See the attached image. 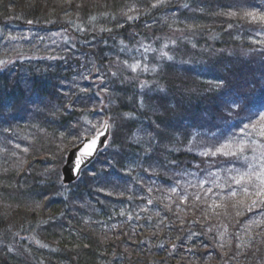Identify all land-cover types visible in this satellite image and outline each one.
<instances>
[{"label": "trees", "instance_id": "trees-1", "mask_svg": "<svg viewBox=\"0 0 264 264\" xmlns=\"http://www.w3.org/2000/svg\"><path fill=\"white\" fill-rule=\"evenodd\" d=\"M152 2L0 0V60L9 27L68 38L51 58L0 65V264H264V201L231 179L244 161L201 155L226 142L264 154V26L220 15L264 0ZM237 94L255 106L229 110ZM104 120L105 149L63 183L69 151Z\"/></svg>", "mask_w": 264, "mask_h": 264}, {"label": "snow or ice", "instance_id": "snow-or-ice-1", "mask_svg": "<svg viewBox=\"0 0 264 264\" xmlns=\"http://www.w3.org/2000/svg\"><path fill=\"white\" fill-rule=\"evenodd\" d=\"M167 2V0H153V2L150 4V8L152 9H159L162 5H164ZM130 11H135V9H130ZM220 15L228 16V17H239L240 20L242 21H247L248 23H259L260 25L264 26V10H259V9H252V10H247L243 8L240 5H236L234 7H229L227 12H221ZM138 17H134L132 15H127V20H133ZM29 24L33 23V21L29 20ZM229 28L232 27V24L228 25ZM59 35V34H57ZM55 43V41H53ZM258 43H264V41H259ZM167 47V45H165ZM148 49H145L147 51ZM161 55L163 57H167L168 59H171V57L168 56L167 52L161 51ZM125 65L131 69L132 72H135L139 67L140 64L139 62L134 63V64H128L127 61L124 62ZM5 64L4 60H0V65ZM145 70H147V66H145ZM97 73L99 72V69H96ZM112 75H115V73H112ZM98 79L103 81L102 76H98ZM223 86V81H220L217 84V87H222ZM143 87V84L141 85ZM103 91L107 92L108 89L105 88ZM224 105L229 109V110H236L237 114L240 112H244L245 110H250L252 107L255 106V101L252 100L251 98L247 96H243L240 94L231 96L230 99L222 101ZM254 115L257 116L258 122L261 125V131L260 135L264 137V111H258L254 113ZM91 123V122H89ZM110 125L108 124L107 121H103L100 123V128L96 129L95 125H93L92 129H88L86 131H92L93 129L95 130V136L88 137L87 142L84 143L83 148L80 152V158H78L76 164L74 167L76 168L77 171H79L80 166L86 162L85 158L91 157L95 153V149L98 143V138L100 136L104 137V142H107V132L109 129ZM249 125L245 124L243 128L240 129L241 133L245 132L246 129H248ZM253 129L257 127V125L254 123L251 125ZM157 129H159V126L157 125ZM19 147V145H17ZM231 148V142H226L225 144H222L218 147L213 148H207L205 151L201 153L203 156H217V155H222V156H231L237 158V160H243L244 161V167L245 171L243 173L238 172V178L237 177H232V183L236 185H241L242 186V191L245 195H249L250 192L254 193L256 197L259 198L260 201H264V154H261L259 158L253 157V163L252 161L248 160V157L244 155L245 152V144L243 142H239L235 146V150H225V149H230ZM27 151V149H25ZM230 163V162H229ZM258 168V170H257ZM247 181L249 185H253L254 181H258V184H254L251 188L249 186H243V182ZM172 191H175V189H172ZM208 191H211V189H208ZM230 195L232 197H236L238 193L234 190L230 192ZM182 199H187V197H182ZM196 199L199 200L200 197L196 196ZM258 201L253 200L252 203L255 205ZM151 203V201H149ZM222 205H216L215 207H221ZM249 211L252 209L249 208ZM173 247H175L173 245Z\"/></svg>", "mask_w": 264, "mask_h": 264}, {"label": "rangeland", "instance_id": "rangeland-1", "mask_svg": "<svg viewBox=\"0 0 264 264\" xmlns=\"http://www.w3.org/2000/svg\"><path fill=\"white\" fill-rule=\"evenodd\" d=\"M57 34H59V35H57ZM66 34H67V31H65V30H57L56 31L54 29L52 30V28H50V29L41 28V29H36L35 31H32V30L24 29V28H21L18 26L9 27L8 29H6L5 33L3 34L4 39L1 42L4 45V47H3L4 52H6V53H4V58L2 60H4L6 65H8V64L14 62L16 59H26L27 58L30 60H33V59L34 60H37V59L45 60V59L51 58V57L55 56L54 53H57L59 47L61 46L60 41H63V42L68 41ZM160 38H161V43L167 42L166 38H164L163 35H161ZM29 40L32 42H30ZM156 40H158V39H156ZM26 41H29L30 44H32V45L25 47ZM53 41H55V43H53ZM139 45L140 44H134V46L130 45L129 46L130 52L137 51V54H138V52L139 53L141 52L143 54L145 52L149 53L151 51H154L153 46H151V45L150 46H147V45L139 46ZM29 48H31V49L29 50ZM163 48H165V47H163ZM145 49H148V50L145 51ZM31 50H32V52L26 53V52L31 51ZM19 51H20L19 55H15L16 53L18 54ZM164 52H165V49H164ZM12 55H15V56L11 57ZM160 58L165 59L166 57H163L160 54L159 59ZM147 60H148V58H147ZM137 62H139V64H140V67L137 70H140L142 72L143 71L146 72L147 70H144L145 66H146V64L144 65L145 62L142 63L141 61H136L135 63H137ZM156 68L157 67H153L151 69L156 70ZM99 128H100V125H98L97 129H99ZM85 137H84V139H85ZM61 179H63V173H62ZM31 238H32V236H31Z\"/></svg>", "mask_w": 264, "mask_h": 264}, {"label": "water", "instance_id": "water-1", "mask_svg": "<svg viewBox=\"0 0 264 264\" xmlns=\"http://www.w3.org/2000/svg\"><path fill=\"white\" fill-rule=\"evenodd\" d=\"M108 124L110 125V122L107 120ZM110 131H111V127H109L108 132H107V142L110 139ZM96 134V133H95ZM95 134L93 136H95ZM88 137H92V136H87L85 137L84 141L82 143H80L77 146H74L68 153L67 157H66V162L63 165L62 168V172H63V183H74L77 179L80 178V176L82 175V170L89 164H91L93 161H95V158L97 157V155L100 153V151H102L104 149V147L106 146L107 142H104V137L100 136L98 138V143L95 149V153L94 155H92L91 157L85 158L86 162L83 163L80 168L79 171L76 170V168L74 167V165L76 164L78 158H80V152L83 148L84 143L87 142V138Z\"/></svg>", "mask_w": 264, "mask_h": 264}, {"label": "bare ground", "instance_id": "bare-ground-1", "mask_svg": "<svg viewBox=\"0 0 264 264\" xmlns=\"http://www.w3.org/2000/svg\"><path fill=\"white\" fill-rule=\"evenodd\" d=\"M110 127H111V124H110ZM111 133H112V127H111V131H110V136H111ZM109 141H110V139H109Z\"/></svg>", "mask_w": 264, "mask_h": 264}]
</instances>
